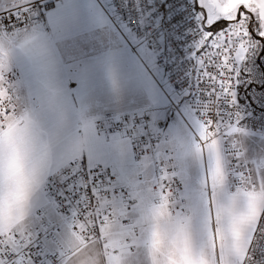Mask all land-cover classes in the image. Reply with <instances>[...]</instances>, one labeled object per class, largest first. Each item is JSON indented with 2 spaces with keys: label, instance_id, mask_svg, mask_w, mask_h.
Segmentation results:
<instances>
[{
  "label": "snow or ice",
  "instance_id": "1",
  "mask_svg": "<svg viewBox=\"0 0 264 264\" xmlns=\"http://www.w3.org/2000/svg\"><path fill=\"white\" fill-rule=\"evenodd\" d=\"M0 264H264V0L0 3Z\"/></svg>",
  "mask_w": 264,
  "mask_h": 264
},
{
  "label": "crops",
  "instance_id": "2",
  "mask_svg": "<svg viewBox=\"0 0 264 264\" xmlns=\"http://www.w3.org/2000/svg\"><path fill=\"white\" fill-rule=\"evenodd\" d=\"M2 2H6V0H0V3H2Z\"/></svg>",
  "mask_w": 264,
  "mask_h": 264
}]
</instances>
